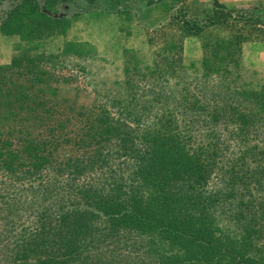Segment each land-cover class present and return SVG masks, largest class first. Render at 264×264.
<instances>
[{
    "label": "trees",
    "instance_id": "trees-1",
    "mask_svg": "<svg viewBox=\"0 0 264 264\" xmlns=\"http://www.w3.org/2000/svg\"><path fill=\"white\" fill-rule=\"evenodd\" d=\"M64 1L0 0V33L20 43L0 66V264H264V85H237L241 43L203 47L194 83L181 57L154 61L153 96L121 88L74 135H34L23 110L40 119L56 94L42 40L92 13L54 16ZM177 23L199 36L260 20L216 8Z\"/></svg>",
    "mask_w": 264,
    "mask_h": 264
},
{
    "label": "rangeland",
    "instance_id": "rangeland-1",
    "mask_svg": "<svg viewBox=\"0 0 264 264\" xmlns=\"http://www.w3.org/2000/svg\"><path fill=\"white\" fill-rule=\"evenodd\" d=\"M80 6L89 8L92 13L79 16L67 27L42 40L45 54H53L46 59L54 63V67L51 69V63L45 64L44 61L39 72L56 76L50 78L48 86H43L55 89L56 94L51 96L50 91L46 92V99L49 100L45 106L47 109H36L40 119L36 117L32 120L31 114L23 110V125L33 128L34 135H47L51 131L63 137L74 135L80 122L84 121L82 115L97 100L106 101L111 106L113 101L118 100L121 88L140 94L145 91L148 96H153L159 82L156 75L149 74L154 61L169 59L173 62V59L181 57L188 65L185 75L194 83L199 75L197 68L203 58V47L214 48L213 44H221V41L241 43V51L234 54L239 58L235 78L237 85H264V0H186L184 3L180 0H67L59 5L60 13L54 16L83 12L78 10ZM216 8L252 13L260 23L257 28L242 23L230 25L208 30L199 36L186 35L179 28L178 20L200 23ZM73 42L77 43L74 50L81 49L82 54L59 58V49H63V44ZM19 44L17 37L10 38L0 33V66L9 65L19 53L14 50ZM175 46L181 47V50L176 51ZM162 63L159 62V65ZM31 70L35 72L38 69ZM128 80L132 83L125 86ZM169 86L173 83L169 82ZM188 87L199 97V85L196 89L194 84ZM153 104L149 102L145 105L149 107ZM10 124L13 125L12 122ZM63 152L80 153L68 146Z\"/></svg>",
    "mask_w": 264,
    "mask_h": 264
}]
</instances>
